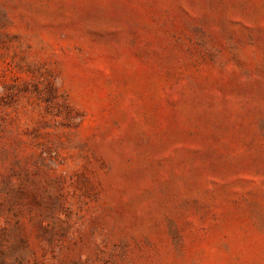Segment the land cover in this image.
Segmentation results:
<instances>
[{"label": "rangeland", "instance_id": "1", "mask_svg": "<svg viewBox=\"0 0 264 264\" xmlns=\"http://www.w3.org/2000/svg\"><path fill=\"white\" fill-rule=\"evenodd\" d=\"M0 264H264V0H0Z\"/></svg>", "mask_w": 264, "mask_h": 264}]
</instances>
